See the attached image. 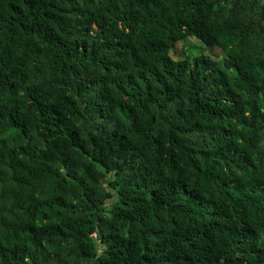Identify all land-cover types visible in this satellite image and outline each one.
Segmentation results:
<instances>
[{
  "label": "trees",
  "instance_id": "1",
  "mask_svg": "<svg viewBox=\"0 0 264 264\" xmlns=\"http://www.w3.org/2000/svg\"><path fill=\"white\" fill-rule=\"evenodd\" d=\"M0 264H264V0H0Z\"/></svg>",
  "mask_w": 264,
  "mask_h": 264
},
{
  "label": "rangeland",
  "instance_id": "2",
  "mask_svg": "<svg viewBox=\"0 0 264 264\" xmlns=\"http://www.w3.org/2000/svg\"><path fill=\"white\" fill-rule=\"evenodd\" d=\"M193 40H195V39H193ZM201 46H203V45H201ZM181 49H182V45H181V43H179L178 46H177L178 56H181V51H182ZM199 50L202 51L203 53L207 54V55H209V54H211V53L213 52L212 49H210V48H208V47H206V46H205V48H204V47H201V49H199ZM215 52H219L221 55H223L221 51H216V50H215V51L213 52V54H214ZM192 55H193V53H192ZM194 56H196V55L194 54ZM250 65H252V63H251Z\"/></svg>",
  "mask_w": 264,
  "mask_h": 264
}]
</instances>
